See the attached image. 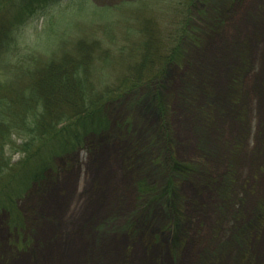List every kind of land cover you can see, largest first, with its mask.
<instances>
[{
	"label": "rangeland",
	"instance_id": "1",
	"mask_svg": "<svg viewBox=\"0 0 264 264\" xmlns=\"http://www.w3.org/2000/svg\"><path fill=\"white\" fill-rule=\"evenodd\" d=\"M208 2L212 27L191 7L194 36L176 33L184 0H54L20 28L11 61L30 48L46 58L87 32L103 48L127 49L114 54L125 63L97 65L104 71H126L123 79L132 63L139 72L155 61L150 70L161 73L106 102L108 130L87 133L22 185L15 212H0V264H264V0ZM100 75L96 89L112 81ZM172 159L197 162L215 183L186 186L168 175ZM170 181L178 228L167 224L166 195L154 196ZM139 182L155 189L152 199Z\"/></svg>",
	"mask_w": 264,
	"mask_h": 264
},
{
	"label": "trees",
	"instance_id": "2",
	"mask_svg": "<svg viewBox=\"0 0 264 264\" xmlns=\"http://www.w3.org/2000/svg\"><path fill=\"white\" fill-rule=\"evenodd\" d=\"M53 1L0 0V57L6 58L0 60V212L14 213L13 204L27 192L24 188L22 195L19 193L20 188L39 178L54 163L55 158L78 151L87 133L99 134L108 130L110 120L103 111L106 102L130 94L142 84L157 80L155 76L161 73L157 68L153 72L150 70L155 61L139 72L133 70L137 67L132 63L131 75L123 79L120 77L126 71L112 74L114 70L109 66L104 71L103 67L97 65L109 60L115 65L125 63L114 54L119 55V51L128 54L127 49L111 51L108 47L103 48L97 38L88 39L87 32L60 44L57 53L46 58H41L30 48L24 56L17 54L19 58L14 61L8 59L12 51L16 50L20 28L31 16L47 9ZM184 1L187 13L184 25L176 33H183L184 30L182 36L188 33L194 36L193 28H196L194 25L190 30V24L194 20L191 7L195 3L199 4V12L195 15L199 14V20L205 22L207 27H212L208 0ZM131 48L136 47L132 45ZM182 52L175 51V54L170 53L160 60L166 62L168 58L177 59ZM99 74L100 77L104 76V80L108 77L112 81L109 80V85L104 81L102 88L96 89L91 83L93 77ZM60 124L67 125L57 128ZM148 142L143 149L151 151L155 143L147 147ZM13 155H18V159L12 162L10 159ZM166 167L169 169L168 175L175 174L173 176L181 178L186 186H195L200 181L207 185L215 183L197 162L185 163L172 159ZM166 183L158 191L160 194L154 196L163 198L162 195H166L164 204L168 207L167 224L178 228L182 221L178 208L177 182ZM138 188L140 193L148 194L152 199L154 188H146L143 182H139ZM154 211L155 207L150 205L148 214ZM11 218L20 224L19 214H13Z\"/></svg>",
	"mask_w": 264,
	"mask_h": 264
}]
</instances>
